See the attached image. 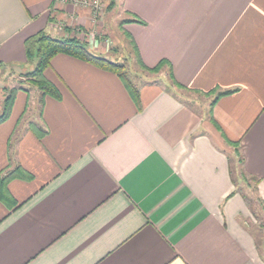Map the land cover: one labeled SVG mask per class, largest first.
Instances as JSON below:
<instances>
[{
    "label": "crops",
    "instance_id": "crops-1",
    "mask_svg": "<svg viewBox=\"0 0 264 264\" xmlns=\"http://www.w3.org/2000/svg\"><path fill=\"white\" fill-rule=\"evenodd\" d=\"M92 19L76 0H0V71L32 68L27 37L58 24L57 37L78 36ZM101 26L130 55L132 39L146 66L168 60L207 108L182 100L163 67L138 84V110L116 74L55 54L46 133L19 128L33 91L18 90L0 123V175L15 164L31 174L0 198V264H264L230 153L239 142L264 203V0H117ZM214 89L230 91L210 105Z\"/></svg>",
    "mask_w": 264,
    "mask_h": 264
},
{
    "label": "trees",
    "instance_id": "trees-1",
    "mask_svg": "<svg viewBox=\"0 0 264 264\" xmlns=\"http://www.w3.org/2000/svg\"><path fill=\"white\" fill-rule=\"evenodd\" d=\"M116 1L117 0H107L106 8L108 9L113 8L116 4ZM49 22L50 23L52 22V18L49 19ZM130 40L133 48V56H135L136 63L142 69H145L150 72H157V71H161L163 67H167L168 76L171 82L174 85L178 86L179 88L186 89L185 86L178 83L173 77V74L170 70V63L168 60L162 59L152 67L146 66L142 62L138 54V50L134 41L132 39ZM24 50L26 55L25 63L33 64V66L31 69L23 73H19V76L22 77L19 78V80H17L19 86L7 87L6 85H2L0 83L1 85L0 92L2 96L0 100V123L6 121L10 116L14 99L18 90L25 91L28 94V96L32 91L36 93L35 95H36V102L38 105L37 110L39 117H41V110L44 104V98L46 96H52L54 98L60 97V93L58 92L56 86L51 81H49L44 75V70L50 65V60L55 54L58 53H64L76 57L78 59H82L101 69L108 70L116 74L119 77V79L122 81L127 92L134 101L137 109L139 110L141 108L139 85H138L139 83L136 82L130 76L126 64L123 62L114 61L103 55L95 54L91 52L90 49L87 47L86 43L77 36L56 37L50 34L46 30H40L36 34L31 35L25 39ZM3 68H5L4 64L0 63V70L2 71ZM1 71H0V77L2 74H4V72ZM13 71L14 68L10 67V71H8V73ZM229 91L230 90L214 89V90H210L209 92H206V94H211V93L215 94L210 105H212L217 100L218 97L228 93ZM27 107H28V103L26 104L25 109L22 112V115L17 120L14 130L8 140V143L11 140V137L15 132V130L17 129L18 125L20 124V121L23 118V115L25 114ZM28 123H29L28 128L32 130L38 138H41L46 133V129L40 123L31 120ZM233 145L239 148V142H234ZM239 162L241 163V165L243 164V159L241 158V156L239 158ZM240 173L241 175L246 176L243 168H241ZM12 178L30 179L31 174L28 173L25 169H23L20 164H15L12 167L2 169L0 175V198H2L3 200L8 198L5 192V188H6L5 186L6 183ZM249 179L254 182L256 189L259 178L250 177ZM263 208H264V203H263Z\"/></svg>",
    "mask_w": 264,
    "mask_h": 264
},
{
    "label": "rangeland",
    "instance_id": "rangeland-1",
    "mask_svg": "<svg viewBox=\"0 0 264 264\" xmlns=\"http://www.w3.org/2000/svg\"><path fill=\"white\" fill-rule=\"evenodd\" d=\"M106 6H107V0H103L102 9L100 10V14H98L97 18H93L92 21L93 27L88 29H77V34H79L77 37L81 38L89 47V45H96L100 46V48L105 49V53L103 54L105 57L110 58L117 62H123L126 64L127 70L130 74V76L138 83H141V80H145V78L148 77H159L160 71L157 72H150L145 69H142L137 63L135 56L130 55L129 53V47H126L124 43H120L121 41L115 40L113 41L104 31L101 30L103 24V19L106 12ZM63 24H58V27H56V31L62 35V28ZM53 36H59V34L52 32ZM94 53V52H93ZM95 54H98L95 52ZM28 66L26 67H18L17 69H14L13 72L8 73L7 71H4V74L0 77V83L2 85H6L7 87L11 86H19L18 81L19 78H22L19 76V73H23L27 70H29ZM163 69V68H162ZM161 69V70H162ZM165 69V78L167 79V83L169 85L175 86L173 87V90L178 93L179 97L182 100H185L189 104H194V106L198 110H203V108H207V99H205L206 96L203 94H195L190 93L189 91H186L182 88H179L178 86L171 83V80L168 76V71ZM10 71V69H9ZM23 80V79H20ZM1 86V85H0ZM34 93V92H33ZM36 94V93H35ZM36 96V95H35ZM1 92H0V100H1ZM35 107L33 111H29L27 115H25V118L22 120L19 128H24L28 121H34L39 122V116H38V105L35 101L34 103ZM32 116V118L30 117ZM233 147V152H230L231 155V163H232V179L235 182V187L237 192L241 193L243 198L246 201L248 210L250 212V216L243 218L245 225L249 227V229L254 231L256 243L259 247L262 249L264 248V208L263 203L261 200V197L259 196L257 186L255 189L254 182L247 178L244 175H241V163L239 162V151L238 147Z\"/></svg>",
    "mask_w": 264,
    "mask_h": 264
},
{
    "label": "built area",
    "instance_id": "built-area-1",
    "mask_svg": "<svg viewBox=\"0 0 264 264\" xmlns=\"http://www.w3.org/2000/svg\"><path fill=\"white\" fill-rule=\"evenodd\" d=\"M78 3L84 6L90 7L93 18H97L102 9L103 0H76Z\"/></svg>",
    "mask_w": 264,
    "mask_h": 264
}]
</instances>
